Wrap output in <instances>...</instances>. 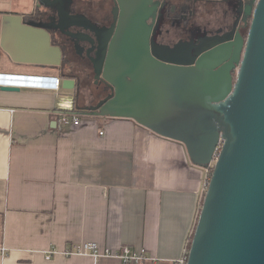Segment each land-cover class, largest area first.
Returning <instances> with one entry per match:
<instances>
[{"label":"crops","instance_id":"crops-1","mask_svg":"<svg viewBox=\"0 0 264 264\" xmlns=\"http://www.w3.org/2000/svg\"><path fill=\"white\" fill-rule=\"evenodd\" d=\"M36 4L0 0V73L50 86L62 79L63 49L30 23ZM87 98L62 84L0 89V264H175L194 232L204 168L132 118L80 113ZM64 110L80 125H60ZM84 242L151 259L66 254Z\"/></svg>","mask_w":264,"mask_h":264},{"label":"water","instance_id":"water-1","mask_svg":"<svg viewBox=\"0 0 264 264\" xmlns=\"http://www.w3.org/2000/svg\"><path fill=\"white\" fill-rule=\"evenodd\" d=\"M116 2L114 23L93 44L94 68L110 93L85 111L132 118L184 144L190 162L202 168L220 147L186 264H264V0H240L246 37L240 25L192 60L160 59L152 50L163 0ZM36 5L45 11L30 23L48 24L49 35H66L79 49L87 41L89 22L71 16L67 2ZM51 12L58 16L47 23ZM61 84L78 91L72 75L62 73Z\"/></svg>","mask_w":264,"mask_h":264},{"label":"flooded vegetation","instance_id":"flooded-vegetation-1","mask_svg":"<svg viewBox=\"0 0 264 264\" xmlns=\"http://www.w3.org/2000/svg\"><path fill=\"white\" fill-rule=\"evenodd\" d=\"M163 1L151 38L152 50L160 59L165 57L192 60L197 51L203 52L208 46H214L221 38L228 39V35L235 32L240 25L242 26L240 30H245L240 0ZM64 2H67L71 16H83L91 27L85 37L87 41L81 42L80 49L69 42L66 35L62 34L59 38L54 36L56 44L63 49L62 63L58 69L77 79L79 96L84 93L88 95V103L79 107L81 110L78 109L80 113H87L85 107L98 104L110 93L102 74L98 75L94 68L93 59L98 56L93 44H96L101 28L110 27L114 23L117 2L116 0H64ZM44 11L45 9L39 16L43 15ZM57 16L56 12H51L45 19L47 23H51ZM35 18L38 17L32 19ZM190 47H193L191 54ZM161 48L165 49L164 52L160 51Z\"/></svg>","mask_w":264,"mask_h":264},{"label":"built area","instance_id":"built-area-1","mask_svg":"<svg viewBox=\"0 0 264 264\" xmlns=\"http://www.w3.org/2000/svg\"><path fill=\"white\" fill-rule=\"evenodd\" d=\"M17 77H13L10 79L8 75H4L0 73V86H19V87H42V88H56L58 89L61 85V79L60 78H54L53 84L51 83L50 86L47 84H37L33 82H23L21 81L22 79H16ZM58 117V122L62 126H78L81 123V117L78 112L74 111H61ZM103 134V132H101ZM220 150V147L217 148L215 152V158L214 160L210 163V165L206 168H204V179L202 182V187H201V196L203 197L205 192L207 191L209 181L212 176V172L214 169V165L216 162L217 154ZM0 252L4 255L5 251L4 249H0ZM188 252L189 249L186 248L183 255L179 257L176 260L175 264H186L187 263V258H188ZM57 253V251H48L46 254V258H51L53 254ZM67 255H93L94 257H116L120 258L123 262L125 263H138L141 261H145L147 259H151L146 254V251L144 249L141 250H134L130 246L125 245L120 248V250L117 251H111L109 249H105L104 251H100L96 243L93 242H84L79 245H76L73 250H67L66 251Z\"/></svg>","mask_w":264,"mask_h":264},{"label":"trees","instance_id":"trees-1","mask_svg":"<svg viewBox=\"0 0 264 264\" xmlns=\"http://www.w3.org/2000/svg\"><path fill=\"white\" fill-rule=\"evenodd\" d=\"M40 13H41V10L38 9V10L36 11V14H35L34 17H38ZM34 17H31V18H34ZM247 30H248V29L245 28V30L242 31V34H243L245 37H246V34H247ZM201 203H202V200H201ZM192 237H193V234H192V236H191V238H190L188 249L190 248L191 241H192Z\"/></svg>","mask_w":264,"mask_h":264},{"label":"rangeland","instance_id":"rangeland-1","mask_svg":"<svg viewBox=\"0 0 264 264\" xmlns=\"http://www.w3.org/2000/svg\"><path fill=\"white\" fill-rule=\"evenodd\" d=\"M192 31L194 32V30L192 29ZM62 91L63 92H68V91H70L69 89H64L63 87H62Z\"/></svg>","mask_w":264,"mask_h":264},{"label":"bare ground","instance_id":"bare-ground-1","mask_svg":"<svg viewBox=\"0 0 264 264\" xmlns=\"http://www.w3.org/2000/svg\"><path fill=\"white\" fill-rule=\"evenodd\" d=\"M22 81V80H21Z\"/></svg>","mask_w":264,"mask_h":264}]
</instances>
